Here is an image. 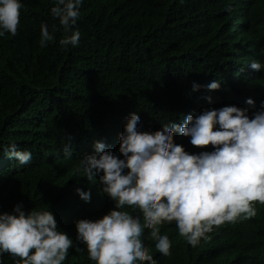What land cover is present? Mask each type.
Segmentation results:
<instances>
[{
    "label": "trees",
    "instance_id": "trees-1",
    "mask_svg": "<svg viewBox=\"0 0 264 264\" xmlns=\"http://www.w3.org/2000/svg\"><path fill=\"white\" fill-rule=\"evenodd\" d=\"M22 3L17 34L0 37V211L18 202L25 211L50 208L73 239L63 264H96L76 239L75 221L100 218L115 204L98 178L93 183L78 171L79 159L96 140L120 155L119 136L133 111L148 131L205 108L235 104L254 112L246 100L252 97L257 108L264 101V71L249 64L264 63V0H83L73 26L80 42L67 48L50 11L54 0ZM43 22L59 29L46 47ZM213 80L221 88L210 93L211 102L207 88L192 89L193 81ZM66 137L72 157L63 151ZM175 141L189 152L202 150L189 137L176 134ZM12 143L30 150L31 162L7 157ZM77 187L90 189L91 200L81 199ZM254 204L256 216L213 226L196 246L176 221L160 226L172 242L169 255L150 235L145 243L156 264H264V203ZM122 210L143 218L134 206ZM19 259L3 254V264Z\"/></svg>",
    "mask_w": 264,
    "mask_h": 264
},
{
    "label": "clouds",
    "instance_id": "clouds-1",
    "mask_svg": "<svg viewBox=\"0 0 264 264\" xmlns=\"http://www.w3.org/2000/svg\"><path fill=\"white\" fill-rule=\"evenodd\" d=\"M82 2L54 0L50 9L63 27L59 44L65 48L80 42L81 32L73 26ZM22 7V0H0V37L17 34ZM58 30L53 24L50 31L43 22L41 46L55 41ZM249 66L264 71V63L257 59ZM201 88L209 90L204 98L211 102L210 93L221 83L193 81V91ZM246 104L255 111L235 104L205 108L154 131L141 130V117L133 111L119 136L120 155L96 140L94 151L79 159L78 171L93 183L98 178L101 192L115 206L100 218L75 221L76 239L86 244L89 258L96 264H156L145 237L150 235L156 248L169 255L172 242L160 232L165 222L176 221L179 233L196 246L213 226L256 216L254 202L264 203V101L257 108L248 97ZM176 134L189 137L202 150L187 151L176 143ZM66 141L64 154L72 157L71 141L67 137ZM4 152L20 164L33 159L30 150L15 143ZM75 191L84 201L91 200L90 189ZM125 205L142 210L143 218L122 210ZM72 246V237L60 229L50 208L25 211L23 202H18L11 211H0V264L4 253L19 257L17 264H63Z\"/></svg>",
    "mask_w": 264,
    "mask_h": 264
}]
</instances>
